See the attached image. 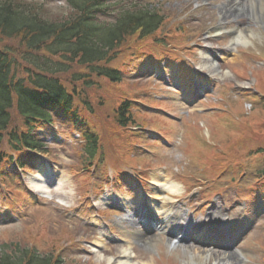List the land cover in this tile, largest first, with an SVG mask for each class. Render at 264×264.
I'll list each match as a JSON object with an SVG mask.
<instances>
[{"label":"rangeland","instance_id":"rangeland-1","mask_svg":"<svg viewBox=\"0 0 264 264\" xmlns=\"http://www.w3.org/2000/svg\"><path fill=\"white\" fill-rule=\"evenodd\" d=\"M27 2L34 4L43 17L59 21L70 17L71 7L67 0ZM211 2L218 3L216 0H113L101 6L99 21L107 23L116 20L124 8L132 10L149 5L159 11L164 19L162 31L157 33L158 39H161L159 43L156 35L126 39L110 63L123 73L124 80L118 84H111L94 73L83 77L88 79L87 83H74L67 79V74L60 77L68 84L67 90H75L78 95L74 100L78 104L79 121L72 123L74 119L67 115L71 114L70 111L64 113L59 109H49L52 112V125L33 131L46 143L42 153L30 151L20 158L29 173H16L11 167L18 154L7 143L1 146L0 151L5 153L0 159V254L4 249L13 253L14 247L20 245L21 248L35 249L42 257L59 256L62 264H107L109 257L118 249L128 246L118 241L108 243V238L114 240V236L123 239L130 236L131 240L137 242L133 259L141 264H264V190H261L264 189V175L257 174L264 169V101L261 95L258 96L260 99H255L258 105L254 103L252 109L247 104L248 99L231 101L236 98L234 92L243 90L240 83L242 87L250 85L251 88L244 91L255 96L258 93L252 88L255 77L260 85L264 84V73L259 70L263 68L257 65L264 63V0H225L226 5L222 7L214 6ZM240 9L244 11L242 15L245 20L239 18L238 22L236 10ZM220 17L228 22L223 26L230 34L209 39L206 33L221 24ZM235 26L241 30L243 40L233 37ZM189 39L199 42V47L195 49V60H201L204 53L210 55V48L214 50L218 59L215 61L214 58L216 71L213 73L221 76L215 92L202 89L201 95L193 97V101L200 100L197 104L193 102L196 104L194 107L190 106L192 96L189 92L184 94L186 101L179 103L173 89L163 81L165 78L172 79L173 88L177 89L178 78L187 74L183 72L182 75L174 63L167 64L164 60L158 66L152 58L144 57L156 53L173 56L188 45ZM11 41L0 37V47L11 44ZM228 44L233 48V53L224 50ZM46 62V56L42 55V65ZM253 69L258 70L253 73ZM191 84V80L184 82L178 90L182 91L184 87L190 90ZM155 86L162 92L157 93ZM228 94H231L230 99L226 97ZM125 101L131 102L130 111L136 118V124L131 126L134 134L122 128L113 113ZM159 114L170 119L161 118ZM237 115L246 122L237 121ZM14 118L18 123V117ZM90 129L99 135V150L92 162L88 163L84 151L85 140L81 135L84 130ZM109 167L122 175H113L111 180L113 170ZM143 167L147 171L143 174L141 185L126 179L129 176L134 179V171ZM107 168L109 174L105 176ZM53 172L56 174L54 177L60 173L62 189L52 190L53 200L45 198L40 202V197L32 190L31 176L36 175L34 179H49ZM155 172L169 173L171 178L168 183L179 185L182 193L173 195L161 192L153 183L152 173ZM15 175L21 180L18 181ZM104 176L109 178V187L93 194L85 202L92 185L94 192L99 191L100 182L104 183L101 177ZM102 186L105 185L101 184L100 188ZM157 192H161V197L167 195L170 199L179 218L175 225H182L188 215L190 223H202L200 219L208 221L215 215L214 219L235 215L240 220L238 227L243 230L234 245L243 242L242 247L235 252L237 254L230 256V260L223 261V256L228 257L226 252L204 253L197 250L195 245L192 248H173L163 239V235L141 237L122 233L125 229L132 230L134 226L120 220L125 212L116 206L114 200L131 199L137 194L146 200V196L155 197ZM106 193L112 196L108 203L100 201ZM60 197H68L65 204L71 206L65 208L60 205L57 202ZM95 202L101 206L98 207ZM97 210L104 211L105 215L98 216ZM108 226L113 229V234ZM102 227L108 234L105 245L112 249L109 254L103 248H99L96 254L88 248H91L95 242L93 238L99 236ZM232 231L236 232L237 229ZM148 238L154 240L153 244ZM219 240L225 243L231 238L228 233L222 232Z\"/></svg>","mask_w":264,"mask_h":264},{"label":"trees","instance_id":"trees-1","mask_svg":"<svg viewBox=\"0 0 264 264\" xmlns=\"http://www.w3.org/2000/svg\"><path fill=\"white\" fill-rule=\"evenodd\" d=\"M98 2L67 0L70 17L59 21L43 17L27 0H0V37L16 40L0 47V147L5 134L9 147L19 153L26 147L40 148L41 144L34 140L31 132L37 121L51 120L44 105L70 109L74 97H78L75 90H67L68 84L60 77L67 74V79L74 83H87L88 79L83 77L94 73L111 84H118L120 72L110 63L123 41L140 31L148 36L156 32L163 21L158 12L145 7L123 12L114 24L98 23L94 16ZM28 55L33 59L27 58ZM42 55L46 56L45 65L41 63ZM19 73L26 77H20ZM128 111L127 102L113 110L120 126L131 121ZM13 115L18 117V123ZM22 121L24 126L20 125ZM84 137L85 152L93 156L98 149L99 136L87 130ZM1 155L0 152V159ZM14 248L13 253L1 252L0 264L50 262L33 255L34 250L20 245Z\"/></svg>","mask_w":264,"mask_h":264},{"label":"bare ground","instance_id":"bare-ground-1","mask_svg":"<svg viewBox=\"0 0 264 264\" xmlns=\"http://www.w3.org/2000/svg\"><path fill=\"white\" fill-rule=\"evenodd\" d=\"M248 1H250L251 2V0H248ZM240 36V35H239ZM239 36H238V39H239ZM210 65V66H208V68H210V69H215V67H213V62L209 59V57L208 56H204L203 57V63H202V65L203 66H205V65ZM214 71H216V69L214 70ZM35 177H37L36 175H34ZM35 177H31V179H34ZM152 178H153V181L155 182V184L157 185V186H161V188H162V191H166V192H168V194H173V195H177V194H180V192H181V188H180V186L179 185H175L174 183H168L169 181L168 180H170V178H171V176H170V174L169 173H166V175L165 176H163L162 174H160V173H153V175H152ZM35 180V179H34ZM41 181V180H40ZM39 181V179H38V181L36 180V184H34V185H36V191H39V192H41V193H45V192H47V186L49 187V185L47 184V186L45 185V184H43V183H39L40 182ZM33 185V186H34ZM60 185V184H59ZM58 185V186H59ZM62 193V192H61ZM44 195H46V194H44ZM139 196H141L140 194H138ZM157 196H160L158 193L156 194ZM156 196V197H157ZM161 199H164L163 200V205L160 207V209H159V207H155L153 204H151L153 207H155L154 208V211H151V212H149L148 213V215H145L144 214V217H142V220H141V222L143 221V220H145V219H147V220H149V222L147 223H144V226H146V225H151V226H157V222H158V220H159V216H161L162 218H165V219H167V216H168V213H167V211H168V209H170L171 208V202H170V200H169V198L168 197H163L162 196V198ZM134 202H139V197L137 196L136 198L135 197H133V198H131V199H129V200H125V202H123L124 203V205H125V207H131L132 206V204L134 203ZM157 219V220H156ZM146 228V227H145ZM147 229V228H146ZM145 229V230H146ZM103 231V230H102ZM101 231V232H102ZM103 233V232H102ZM143 234V232H140V235H142ZM149 239V238H148ZM150 241H152V244H153V242H154V240L153 239H149ZM147 243H149V242H147ZM151 243H150V245H152ZM154 252H155V249H154ZM125 253L126 254H128L129 253V255H130V251L128 250V249H126L125 250ZM201 257H203V255L202 254H200V253H198ZM230 257L228 256L227 257V259L226 258H224L223 257V261H228V260H230L229 259ZM226 262H224V263H222V264H225ZM137 264V263H136Z\"/></svg>","mask_w":264,"mask_h":264}]
</instances>
